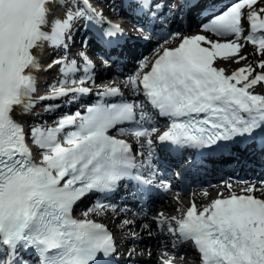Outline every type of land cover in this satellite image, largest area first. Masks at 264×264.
<instances>
[{"label":"snow or ice","instance_id":"6c2138e0","mask_svg":"<svg viewBox=\"0 0 264 264\" xmlns=\"http://www.w3.org/2000/svg\"><path fill=\"white\" fill-rule=\"evenodd\" d=\"M259 3L236 0L219 14L210 12L200 25L202 32L234 39L221 42L180 32L165 37L157 57L143 58L125 80L132 95L143 99H128L120 87L104 86L95 93L97 102L83 112H64L53 125H29L26 131L16 117L34 115L38 101H58L44 105L55 115L93 94L85 86L95 81L93 60L85 51L78 53L80 62L68 59L74 21L106 23L101 39L107 43L125 32L105 22L91 0H0V264H28L22 253L29 250L38 255V264H107L117 251L115 237L103 223L76 219L78 202L114 193L122 182H134L141 193L170 191L169 184L155 182L157 142L179 151L213 149L243 138L264 141V93L255 91L264 89V60L231 74L214 66L218 58L246 60L240 54L242 38L264 56V7H255ZM136 6L152 18L161 8L159 0H136ZM59 9L64 16L58 18ZM170 39H179L178 46L166 47ZM45 45L62 55L43 70L59 65L62 78L38 95L36 73L42 70ZM149 108L168 122L156 142L152 137L158 127ZM125 135L135 137L139 151L118 138ZM30 143L39 149V161ZM243 191L249 194L217 198L202 210L192 202L180 217L161 212L153 222L174 238L173 248L192 243L201 264H264V199L254 195L264 193V181ZM108 207L99 204L83 215ZM134 254L135 249L129 252ZM175 258L165 252L159 264H173Z\"/></svg>","mask_w":264,"mask_h":264},{"label":"bare ground","instance_id":"6f19581e","mask_svg":"<svg viewBox=\"0 0 264 264\" xmlns=\"http://www.w3.org/2000/svg\"><path fill=\"white\" fill-rule=\"evenodd\" d=\"M108 3L110 4L109 1L113 0H107ZM106 1V2H107ZM203 2L207 3L210 0H202ZM101 6V5H100ZM110 6V5H109ZM120 6V5H119ZM258 6L260 7H264V0H260V3L258 4ZM164 7V6H163ZM135 10V9H134ZM246 11V9H245ZM156 12V11H155ZM137 14H139V12H135ZM140 15V19L142 20V18L144 19H148V21H150V18H147L145 15ZM56 17H63V14L60 10H57L56 12ZM78 22L74 24V26L78 27ZM155 25H161L160 24H156ZM178 28V31H174V32H167V34H171V33H175V32H180L181 34L184 33V28L183 26H179V27H175L174 30H176ZM74 30V28H73ZM75 31V30H74ZM79 31V30H78ZM78 31L74 32V36L78 34ZM199 34H203L208 36L210 39L213 38H221V37H216L213 34L207 33V32H202V31H198ZM245 36H247L245 34ZM167 37V36H166ZM164 38H159L156 42H150L149 46L151 48H148V50L142 52L136 59V61H132L130 64L128 65L130 66L128 70V72H132L135 71L137 69V66L139 64V62L143 59V58H149L148 56H150L151 54L157 52V50L159 49L158 45H162L164 43ZM226 39H234V37H229V38H223L219 39L221 42H223ZM179 41V39H174V40H169L167 45H165L166 47L171 46V44H175L177 41ZM216 40V39H213ZM175 41V42H174ZM241 44L244 45V41L243 38L239 41ZM135 42H133V40H131L123 49V54L126 55L129 53V50L133 49L135 46ZM45 45L44 49L42 50V53L40 55V59H43L44 55L47 53V50H49L50 46ZM46 49V50H45ZM242 49H245L244 47ZM57 54V53H56ZM123 55V56H124ZM45 60V59H44ZM42 60V61H44ZM41 61V63H42ZM50 63V61H45L44 64H48ZM117 64V62H116ZM235 64V58H230L228 60H223V59H217L214 66L217 65V67L219 68H224L226 71V74H231V72L235 71L238 68H235L234 70H230V68H232ZM117 68H119V66H116ZM51 73V72H50ZM129 76V75H128ZM127 76V77H128ZM126 80V79H125ZM91 82H88L85 86H88ZM110 84L108 83V86ZM112 87L115 86V83L110 85ZM121 86H125V83L122 84ZM126 90H128L129 92L130 89L128 87H126ZM256 92H261L264 93V89H262L260 86H257V88L255 89ZM25 116L27 117V115H18L16 118L22 123L23 119H25ZM39 150V149H38ZM40 153V151H38ZM37 161H39V159H36ZM264 163L262 164H257L255 167V170L258 171V168H262ZM206 168H208L209 170L213 171L216 175H219L220 173H224V171L230 172L231 170H235V169H246L247 171L251 170V167L249 165H246L244 163L239 162V160H235V159H226V162L223 161L221 158H219L218 160H214L211 162H208V164L206 165ZM199 177H205L204 174L200 175ZM222 177L220 176L218 178V180L214 181V182H209V184H205V185H200L197 187H192L190 188V190H186V192L184 193H180L179 195H177V197L175 196H171V194L166 195L165 199L163 201H161L159 203V201H157L158 203H156L155 205H153L152 207H147L146 210L139 212V215L136 216L137 219L135 221V223H137V221L140 220V224L135 225V223H131V224H126L124 225L122 228L124 231L127 232H133L134 229H136V231L141 230V234L137 236V239L141 240L143 243L148 245V248L146 249L147 251H143L141 243L139 245H137V247L135 248V254H141V258H143L142 260H144V262L146 264H159L160 262V258L164 255L165 252H168L169 255H172L174 257H176L177 260H179L180 264H191L193 262H195L197 259L196 253L194 252L193 248H191L190 245H188V243H177L176 247L173 248V244L175 243V240L173 237H171L168 233H167V229L165 228L164 231H160L161 229L156 225V229L153 228V220L154 218L159 214V213H164L165 216L167 217H180L183 214V210H186L185 205L188 204L190 201H196L197 203L200 204H206L208 203L209 199L214 197L217 193V190L215 189V187L212 184H216V187L220 188L222 187ZM264 194V193H263ZM128 190L123 188L121 193L119 194V198H126L128 197ZM203 206V205H202ZM152 209V210H151ZM152 212V214H151ZM111 211L109 208H106L103 212H101L100 214L106 218V216L108 214H110ZM131 211L128 210H122L121 213L119 214V216L117 218H113L112 220L110 218H108L106 221V223H109V226H112L116 231H119L118 229H116V224L122 223L126 220H129L130 216H131ZM144 225H148L149 228L146 230L144 228ZM122 230V229H121ZM122 230V231H123ZM151 231L153 233L152 236H148V237H142L143 234H147L148 231ZM148 240V241H147ZM150 241V242H149ZM149 242V243H148ZM178 247V248H177ZM177 249H183L182 252H178V254H176ZM151 252L152 255L149 256L148 253ZM149 256V258H147ZM131 257V256H130ZM130 260L138 262L137 258L135 257V255H132V257L130 258ZM140 260V261H142ZM139 261V262H140ZM144 264V263H141Z\"/></svg>","mask_w":264,"mask_h":264},{"label":"rangeland","instance_id":"374dc122","mask_svg":"<svg viewBox=\"0 0 264 264\" xmlns=\"http://www.w3.org/2000/svg\"><path fill=\"white\" fill-rule=\"evenodd\" d=\"M255 7H257V8H259L260 6H258V5H256ZM246 11H247V9H246ZM245 32H244V36H245V34H247L248 33V30H247V22L245 21ZM213 39H216V40H219V39H222V37L221 38H213ZM175 41H177V40H175ZM243 41H244V48L245 49H242L241 50V55H246L247 56V59L246 60H242V61H240L239 63H236L235 62V64H234V66L232 67V68H230V70H234L235 68H240V67H243V66H246V65H252V67H256V65H257V63L260 61V60H264V56H259V55H257L256 54V49H255V47L253 46V45H251L250 43H247V41L246 40H244L243 39ZM257 71H260L259 69H257ZM53 74L54 73H52V74H50L48 77H53ZM173 194H171V196H172ZM174 196V195H173ZM202 204H200V206H201ZM152 214V213H151ZM153 228H155L156 229V225L155 224H153ZM161 231V230H160ZM134 232H138V235H140L141 234V230H139V231H136V229H134V231H133V233ZM163 232H165L164 230H163ZM149 235H148V233L147 234H143V236L142 237H148ZM148 241V240H147ZM150 242V241H149ZM148 242V243H149ZM143 246H142V249H143V251H147L146 249L148 248V245L147 244H145V243H143L142 244ZM188 245H190V243L188 244ZM146 248V249H145ZM149 257V256H148Z\"/></svg>","mask_w":264,"mask_h":264}]
</instances>
